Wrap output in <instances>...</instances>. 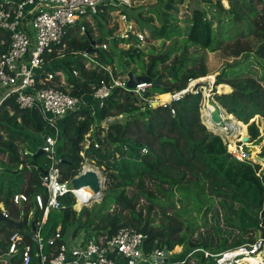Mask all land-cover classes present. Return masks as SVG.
<instances>
[{
  "label": "trees",
  "instance_id": "obj_1",
  "mask_svg": "<svg viewBox=\"0 0 264 264\" xmlns=\"http://www.w3.org/2000/svg\"><path fill=\"white\" fill-rule=\"evenodd\" d=\"M136 1L141 0H134L132 6ZM161 1H163L162 5L153 7V13L151 12L153 15L148 14L145 19L142 17L144 14L142 8L132 6H101V10L94 15V20L102 15V18L108 22L106 10L120 9V12L125 14L129 21L136 23L138 28L146 29L150 36L147 37L149 42L152 40L164 42L170 39L175 42L177 38H181V41L178 46L173 44L165 50L152 47L153 51L149 53L150 58L146 62V69L150 62L155 60L151 77L160 78L158 86H151L141 94L115 87L96 114H92L91 108H80L58 119L57 147L61 156L60 176L62 180L71 179L79 172L84 158L106 171L107 191H110L106 194L111 195L122 209L127 210L128 216H122L121 211L97 216L101 224L95 225L93 232L105 231L109 237L120 227L131 226L147 234L146 252H149L150 246L159 243L162 246L166 245L169 249L176 245H184L187 253L193 251L187 257H178L177 254H173L169 258L171 264H216L214 259L205 256L202 250H212L217 253L220 250L235 249L243 244L252 243L258 235L264 237V170H259L260 166L257 163L239 161L234 158L227 152L226 144L220 135L202 123L199 113L202 101L200 91L186 92L180 99L171 101L166 107L161 106L155 109L148 106L146 100L151 96L165 98L169 96L168 92L185 89L190 80L207 76L205 59L194 57L195 54L189 51V47L211 52L219 50V45L216 43L220 33L219 27H223V24L228 25L232 20L242 25V21L237 20L242 18V14L239 13L240 9L233 0H228L229 8L227 9L222 7L220 0H203L207 9L194 8L187 21L188 24L184 30H181L175 23L174 13L177 11L176 4L184 0ZM238 1L241 5L242 3L249 5L246 7L248 11L245 14L248 23H245L247 26L243 27L242 32L245 34L248 25L253 24L252 31L256 34L257 41L254 45L249 41H241L240 33L234 41H229L233 43H230L231 54L242 58L238 59L241 61L226 64V67L215 75L214 88L224 84L229 85L232 90L226 93H214V95L226 114L232 115L228 116L233 127L237 129L240 127L245 133V124H247L249 141H260L256 122L249 121L255 115L264 116V87L256 78L242 76L241 69L239 73L235 72L240 64H244L249 54L253 53L256 58L264 60V0H257L261 4L260 11H263L261 16L258 14L256 16L255 8L251 7L248 1ZM209 5L218 12H210L213 19L207 16ZM1 6H8V4L0 2ZM171 9H173L172 13H170ZM222 12L225 13L224 19L221 18ZM96 25L100 30L96 39L92 29H86L80 35L76 29H71L62 38L63 46L57 45L47 54L46 70L62 72L66 84L60 88L68 90L72 95L89 97L99 86L101 79L109 80L104 68L96 65L94 69H87L84 65L85 58L80 52L87 51L92 39L95 40V44L105 42L109 44L106 49L94 48L88 52L95 58L94 60L99 61L98 64H104L102 66L113 65L115 59L119 56L122 58V55L130 56L132 59L134 56L140 58L147 54L137 52L134 48L123 49L120 54H117L118 43L124 42L125 39L116 37L108 39L112 29L108 31L101 20L97 21ZM215 26L216 30H214ZM3 36L7 37V34L0 32V37ZM223 37L233 38L231 35L222 34L221 29L220 40H223ZM92 66H94L93 63L90 67ZM118 66L117 62L112 70L115 75L118 74ZM72 69L78 70V77H74ZM231 73L235 74L232 76ZM121 74L123 77L126 72L122 71ZM171 107L175 111L174 115H170ZM201 111L205 124L212 126L205 107ZM119 115H124L126 118L123 121L113 120ZM106 119L111 120L106 127L97 125ZM93 121H97V130L91 137L88 147L84 148L83 134ZM138 126L143 127L153 139L143 141L140 137L132 136V128ZM156 128H167L174 137H164ZM219 131L223 130L219 128ZM43 133L52 134L53 128L48 125L37 109L19 107L15 96H9L0 102V201L5 203L12 219L23 220L22 227L25 229L28 228L26 214L30 205L25 207L23 215L20 216V211L11 202L10 197L16 192H24L31 196L37 191H43L39 183V175L45 170L43 163L45 158L43 153L29 155L32 168L23 166L18 170L16 167L20 163H25L20 157L19 149L26 148L34 153L42 144ZM176 136L181 139L182 153L178 146L176 147V143L178 144ZM245 137L242 135L240 139ZM95 143L97 146L94 145ZM24 144L26 146H23ZM231 144H229L230 151L233 150ZM146 146L149 149L147 153H143L142 148ZM254 149L256 151L258 147ZM248 156L252 157L250 153ZM33 166H37L38 169ZM258 171L262 172L261 175ZM132 185L136 187V191L128 194L127 188ZM176 193L180 196V201L190 203L191 210L195 209L197 213L206 207L204 213L207 214L213 208L214 200H218L223 210V223L238 232L235 234L236 237L230 242L226 239L216 242L211 235L205 237L199 235L194 239L187 234H180L183 223L167 210V207L173 203ZM140 198H144L147 205L137 209ZM60 202L64 207L51 210L41 227L44 254L53 252L54 246L48 244L47 239L57 228L62 237L58 241L60 243L65 241L64 234L69 226L75 225L71 232V236L75 237L80 229L94 222V219L90 217L87 223L84 221L81 226V213L84 209L82 207L80 213L75 211L74 197L71 194L67 193L60 197ZM156 205L162 215L161 224L157 226L153 224V219L150 217ZM109 207L110 205L107 206ZM211 216L218 221L216 210ZM4 224L14 228L9 222ZM216 228L215 233H218L219 226ZM87 229L90 231L89 228ZM0 232H4V227L1 225ZM7 235L8 232L5 237ZM24 242L31 245L32 262L35 263L34 242L28 236H24ZM216 244L218 246L213 248ZM6 248L7 243L0 242V254L4 253ZM20 258V254H15L10 258V264H21ZM260 258L249 256L242 261L264 264V261L256 260Z\"/></svg>",
  "mask_w": 264,
  "mask_h": 264
},
{
  "label": "built area",
  "instance_id": "obj_2",
  "mask_svg": "<svg viewBox=\"0 0 264 264\" xmlns=\"http://www.w3.org/2000/svg\"><path fill=\"white\" fill-rule=\"evenodd\" d=\"M134 0H5L8 6L0 7V32L6 33L7 37H0V102L9 96H15V101L21 108H35L48 125L53 128L52 134H42V144L39 146L44 154L43 163L45 170L39 175V183L43 191L35 192L28 196L24 192L14 193L10 200L17 206L20 216L23 215L25 207L30 205L26 214V222L31 230V224L35 229L33 235L39 239L38 246L35 247L34 257L36 262H32L31 245L24 242L23 232L9 228L4 223V238L7 248L0 254V264H10V258L15 254H20L21 264H171L169 258L173 255L172 249L161 243L150 246L149 252H146L147 234L131 226L120 227L111 236L107 237L105 231L88 234L77 239L74 237L71 241L65 239L64 242H58L62 237L59 228L51 234L47 243L53 245V252L44 254L42 252L43 238L41 227L45 223L48 213L51 210L64 207L60 202V197L69 193L74 197L73 207L79 201V188H74L71 179L85 170L84 167L71 179L62 180L59 171L61 156L57 150V141L59 137L58 124L59 118L72 113L80 108H91L92 114L103 105L105 98L109 96L115 87H124L127 81V75H115L113 69L107 73L109 80H100L99 86L89 95H72L68 90L60 88L64 86L65 79L62 72H49L45 66L47 63V54L54 50L57 45H62V38L67 31L76 29L79 34L85 32L86 23H92L94 15L100 10L101 6H127L131 7ZM135 3V2H134ZM119 20L124 22L123 32L120 36L124 39H130L122 44L124 48H134L137 52L147 53V38L144 29L134 28V23L129 21L125 14L118 13ZM93 24V23H92ZM91 24V25H92ZM115 38L109 35L108 39ZM107 42L94 44V48L106 49ZM85 58V67L88 68L91 63L106 69L98 64L87 52H80ZM74 77H78V70L72 69ZM59 79L56 80L55 78ZM191 81V80H190ZM151 82L139 83L130 92L141 94L149 89ZM185 88L180 91L170 92V101L162 103L166 107L171 101L180 99L186 92L197 93L198 90ZM129 91V90H127ZM148 106L157 101L155 96L149 97ZM213 110V109H212ZM211 110V111H212ZM170 113L174 115L175 111L171 107ZM222 115V114H221ZM223 119V116H222ZM213 124L210 130L216 129L221 123ZM204 124V123H203ZM219 135V131H213ZM224 143L227 141L223 139ZM90 141L85 138L84 148H87ZM229 145V143H226ZM97 146V144H94ZM236 151L229 153L239 161H250L246 149L241 143L235 141ZM142 152L146 151L142 148ZM20 157L25 163H20L18 170L23 166L31 169L29 155L34 153L28 149H19ZM81 155L83 153L81 152ZM35 169L38 167L33 166ZM92 169L97 170V168ZM83 203L87 199L82 198ZM0 210L5 218H11L4 202H0ZM8 232L7 237H5ZM93 232V231H91ZM264 249V237H257L252 243L243 244L233 251L234 262L239 258L252 256L257 258ZM227 249L224 252L215 254L204 251V255L214 257L216 264H231L225 262L228 258L225 256L231 252ZM193 251H191L192 253ZM190 253V254H191ZM189 254V255H190ZM217 256V257H216ZM237 258V259H236Z\"/></svg>",
  "mask_w": 264,
  "mask_h": 264
},
{
  "label": "rangeland",
  "instance_id": "obj_3",
  "mask_svg": "<svg viewBox=\"0 0 264 264\" xmlns=\"http://www.w3.org/2000/svg\"><path fill=\"white\" fill-rule=\"evenodd\" d=\"M235 5L240 9V12L242 14V18L241 19H237L240 20L239 22L242 23V25H238L237 21L232 20L230 21V23L228 25L223 24V27H219V36H217V40L216 43H218V47L219 50L211 52V51H205V50H201V49H196L194 47H189V51L192 53L194 52V57H201L205 59V64L208 70V75L207 76H213L212 79H205L203 81H199V82H195L193 86H190V81L187 85L186 88H188L190 86V90H198L201 92L202 95V101L200 103V109H199V113H200V119L202 121V123H204V125L207 128H211V126H208L205 124L204 121V117H203V112L201 110H204V107L206 105V109H207V103L209 101H215L217 103V105L219 106L220 109V113L222 114V116L225 114V111L221 108V105L218 103V101L215 99V95L214 93H225V92H229L228 91V87L227 85L221 84V86H219L218 88L215 87L214 88V80H215V75L217 73H219L220 71H222V69H224L226 67V64L229 63H233V61H241L238 60L242 57H235L231 54V45L229 42L231 40H235L240 33L239 38L241 39V41H249L252 45L255 44V42L257 41L256 34L252 31V29L254 28L253 24L248 25V29L246 31L245 34H243L242 29L243 27H245V23H248L246 18H245V14L247 13V9L246 7L249 6L248 4H244L242 3V5L240 4V2L238 0H233ZM251 4V7L255 8L256 10V16L257 14L259 16H261V14L263 13V11H260V7L261 4H259L257 2V0H246ZM161 0H141V1H136V3L132 6L135 8H142V10L144 11V14L142 15V17L145 19L148 14L149 15H153L152 13V9L153 7H159L162 5ZM221 5L222 7H224L226 5V3L224 1H221ZM196 7H200V8H204L207 9L206 6L204 7L203 5V1L202 0H184L182 3L180 4H176V8L177 11L176 13H174L175 17H176V21L175 23L177 24V26L181 29L184 30L186 25L188 24V20L190 18V13L192 12V10ZM208 11L209 13L207 14L208 17L211 16V11H216L214 7H211L209 5L208 7ZM152 12V13H151ZM173 12V9L170 10V13ZM118 13H120V9H114L113 11H108L106 10V14L108 17V22L106 21V19L102 18V15L99 16L96 20H93L92 23H86V28L85 29H92L93 33H94V38L96 39L100 34V30H98L96 22L101 20L102 22L105 23L106 25V29H112V32H109V35H113L116 38H122L120 36V34L123 32V28H124V22L119 20L118 17ZM218 13V12H217ZM220 14V13H219ZM224 15L225 13L222 12L221 13V18L224 19ZM211 19H213V17H210ZM214 22V21H213ZM216 23V21H215ZM244 23V24H243ZM92 24V25H91ZM221 25H222V21H221ZM247 26V25H246ZM134 28H138V26L136 25V23H134ZM216 26L214 28V30H216ZM221 29H222V34L225 35H231L233 36L232 39H227L225 37H223V40L221 39ZM237 29V32H236ZM240 30V31H239ZM146 33V38L150 37L148 32L146 31V29L144 30ZM238 34H236V33ZM79 34V33H78ZM80 35V34H79ZM125 41H130L128 39H125ZM124 41V42H125ZM181 41V38H177L176 41L174 42L173 39L170 40H165L164 42H162L161 40H155V41H151L149 42L147 39V54H145V56L143 57H132V59L130 58V56H125L122 55L123 57L120 58L117 57L114 61V64L111 65V69H113L115 67V64L118 62L119 66L117 67V71L119 75H122V71L126 72L125 75L128 74V72H132L134 75H142L145 71H146V62H148L150 55L149 53L153 51V48H157L159 50H165L166 48H170L171 45L175 44V46L179 45ZM123 42H119L117 45V50L116 53L120 54V51L124 48V45L122 44ZM233 44V43H232ZM109 44H106V46L108 47ZM230 45V46H228ZM155 52V50H154ZM193 56V55H192ZM95 59V58H92ZM96 61V60H95ZM99 62V61H96ZM100 65H104L99 63ZM105 67V72L108 73L110 71V67L109 66H103ZM87 69H94V67H90V65L88 66ZM236 69V68H235ZM239 69H241V75H247V76H252L254 78H256L257 80H259V82L263 85L264 87V60L263 59H259L256 58L253 53L249 54L246 57V60H244V64H240L235 73H239ZM235 73H231L230 75H234ZM117 74V75H118ZM206 77V76H205ZM202 78V77H201ZM209 84V85H208ZM204 87V88H203ZM230 88V87H229ZM214 90V91H212ZM224 91V92H221ZM231 91V88H230ZM170 92H168L169 94ZM1 97V96H0ZM158 101V100H157ZM170 99L167 101L169 102ZM155 102V101H154ZM164 103V102H162ZM162 103H155V104H151L150 107L152 109L158 108L163 106ZM166 103V102H165ZM207 111V110H206ZM96 114V112H95ZM170 115H173L170 113ZM231 115V114H228ZM232 116V115H231ZM229 117V116H228ZM126 118V116L124 115H119L117 118H114L113 120H119V121H123ZM230 119V117H229ZM252 119H254V121L256 122L257 126H258V130H259V137H260V141L259 140H255V141H249V135L247 132V126H246V131L245 133L242 132V130L240 129V127L238 129L233 128V129H228L225 131H219L220 126H222V124H227L229 121L228 119H222L221 123L219 124V126H216V129H212V131H219V135L220 137L223 139H225L229 144H230V139L229 136L230 135H234L236 142L241 143V145L243 146L244 149H246L247 153H250L252 155V157H250V161L252 163H257L260 166L259 170H264V164L260 161L259 162V157L264 156V116L261 115H255ZM251 119V120H252ZM224 120L226 121L224 123ZM235 120V118H234ZM251 120L249 122H251ZM111 121V120H109ZM108 121V119L101 121L100 124H97V121H93V123L90 125L89 129L84 132V139L87 138L89 141H91V137L94 136L97 127V125H100V127H106L110 122ZM238 121V120H237ZM231 125L233 127V124L231 122ZM247 125V124H245ZM224 126V125H223ZM242 127V126H241ZM158 130V132L161 133L162 136L164 137H168V138H172L173 133L168 131L167 128L164 129H159L156 128ZM132 136L134 137H140L143 141H151L152 135H149L146 133L145 129L141 126L138 127H133L132 128ZM244 135L246 136L248 139L247 141H242L240 138L241 136ZM176 138L178 139V144L176 143V147L178 146L180 153L181 152V139L179 137L176 136ZM244 140V138H243ZM157 142V140H156ZM224 142V141H223ZM226 142V143H227ZM225 143V144H226ZM233 143V142H231ZM233 147V150L231 151H236V147L234 144H231ZM23 146H26L25 144ZM254 147H258V149L255 151ZM143 149L146 151H148L149 147L146 146L145 148L143 147ZM226 149L227 152L229 153V145L226 144ZM29 161V160H28ZM82 167L86 166H90V167H95L97 168V170L99 171L98 174L99 176H101V181H100V189L98 191L96 190H86L85 193H82V196H79V201L78 203L74 206L75 211L77 212H81L82 210L80 209L81 206H84L82 209H84V212L81 213V226H83L82 223H84V221H88V219L91 217V219H94V222L92 225H86L85 227H83L82 229H80L77 234L75 235V237L77 239H80L81 237L84 236V234L87 232V228H89L90 230H92L93 228H95V225L101 224L100 220L97 219V216H102L105 215V213H113L115 212H122V216H128V211L125 209H122L121 206H119L113 197H111V195H108L106 193L110 192L107 191V187H108V183H107V177H106V171H103L101 167L96 166L94 163L91 162V160L84 158L83 162H82ZM85 170H89L87 167H84ZM259 172V171H258ZM260 175L262 172H259ZM257 173V174H259ZM102 189V191H101ZM136 191V187L134 185L129 186L127 188V193H132ZM106 194V195H105ZM87 199V202L85 204L83 203L82 198ZM180 196L178 195V193H176L174 195V199H173V203L170 204V206L167 207V210L169 212V214H173L175 217H177V219L180 220V222H182V232L180 234H187L189 237L191 238H198L199 235L205 237L207 235H211L212 238L216 239V242H219V240H223L226 239L227 242H230L231 240H233L234 237H236V233H238L237 231L233 230L232 228H230L229 226H226L223 223V219H222V215H223V210L221 209V206L219 205L218 200H214L213 202V208L207 213L205 214V208L203 207L199 213L196 212L195 209L191 210L192 205L190 203H185L184 200H179ZM91 201V202H90ZM104 201V203H102ZM110 205L109 208H107V206ZM147 203L144 200V198H140L138 205L136 206V208H140L142 206H146ZM107 208V209H106ZM218 212V221L215 220L213 218V216H211L213 214L214 211ZM178 211H180L178 213ZM187 211V212H185ZM89 212V214H88ZM153 219V224L155 226L160 225L161 221H162V215H160V211H159V207L158 205H156L155 210L151 213L150 216ZM183 220L185 222H183ZM218 223V225L216 226V224ZM78 224V222H77ZM76 224V225H77ZM170 224H175L173 222H170ZM75 225H71L66 229L65 232V239L67 241H71V239H73L74 237L71 236V232L72 229ZM219 226V232L215 233V231L217 230L216 227ZM179 234V235H180ZM3 235H0V242H4L6 241V239L3 237ZM177 237V234L175 235ZM259 237L256 236V238ZM224 242H222L223 244ZM218 246V244H216L215 246H213V248H216ZM208 253L211 254H215L212 250H207ZM221 252L226 251V249L220 250ZM234 250H229L228 252H233ZM172 253L173 254H177L178 257H187L191 252L189 251L187 253L186 248L184 245H176L175 247L172 248ZM264 250L261 251L258 255L257 258L261 257L260 259H256L259 262L260 261H264ZM218 254V253H217ZM228 255H230L227 260H225V262L229 263L230 262H234L235 256L238 254L233 253H229L227 254L225 257L227 258ZM262 255V256H261ZM236 256V257H237ZM217 257V256H216ZM214 259V257H212ZM245 258H249V256L245 257ZM237 259V258H236ZM244 258H239L238 260H236L234 263L231 264H251V262L249 261H242ZM215 261V260H214ZM216 262V261H215Z\"/></svg>",
  "mask_w": 264,
  "mask_h": 264
},
{
  "label": "water",
  "instance_id": "obj_4",
  "mask_svg": "<svg viewBox=\"0 0 264 264\" xmlns=\"http://www.w3.org/2000/svg\"><path fill=\"white\" fill-rule=\"evenodd\" d=\"M5 0H0L1 3H4ZM95 44L94 40H91L90 45L87 49V52H90L93 50V45ZM155 60H152L146 69V71L142 75H134L132 72H128L127 74V81L124 84V87L131 91L135 88V86L139 83H144V82H151L153 86H158L160 84V78L157 76L154 79L151 77V70L154 67ZM232 90V89H231ZM156 102H153L152 104H155ZM211 106H213V110L211 111V120L215 123H220L222 121V116L220 113L219 106L215 101H209L208 102ZM221 108L224 110V108L221 106ZM225 111V110H224ZM226 113V112H225ZM251 121H254L252 119ZM247 126V125H246ZM247 137L244 138V141H247ZM42 149H38L36 154H41ZM262 162L264 164V156L259 157V162ZM99 177L97 176V173L94 170H84L80 174H78L76 177H73L71 179V184L74 188H80L82 186H88L90 185L93 190L98 191L100 189L99 185ZM95 181V183H93ZM93 184V185H92ZM102 191V189H101ZM5 220L6 222L11 223L17 230L23 232L26 236L32 239V241L35 244V247L38 246L39 239L34 237L33 235V230L35 229L34 224H31V230L27 231L24 230L22 227V221H14L12 219H7L4 216H2L0 212V221Z\"/></svg>",
  "mask_w": 264,
  "mask_h": 264
},
{
  "label": "bare ground",
  "instance_id": "obj_5",
  "mask_svg": "<svg viewBox=\"0 0 264 264\" xmlns=\"http://www.w3.org/2000/svg\"><path fill=\"white\" fill-rule=\"evenodd\" d=\"M212 77L213 76H206V77H202V78H197L196 80H193V81H191L190 82V86H193L194 85V83L195 82H199V81H203V80H205V79H212ZM207 79V80H208ZM196 84V83H195ZM209 85V84H208ZM189 86V87H190ZM204 88V87H203ZM228 89V91H230V88L228 87L227 88ZM193 91V90H192ZM158 101H155L156 103H162V102H165V101H168L169 99H170V95L169 96H167V97H165V98H156ZM205 109H206V106H205ZM213 109V106H211L209 103H207V113H208V115L210 116V112H211V110ZM222 116V115H221ZM223 119H228V123L227 124H222V126H220V128L223 130V131H225V130H228V129H233L234 127H232V125H231V120L229 119V117H228V115L225 113L224 115H223ZM226 121L224 120V123H225ZM224 125V126H223ZM238 126V125H237ZM237 129V128H236ZM241 129V128H240ZM229 139H230V141L231 142H233V144L235 145V141H236V139H235V137H234V135H230L229 136ZM242 141H244L243 139H241ZM231 144V143H230ZM236 147V146H235ZM237 149V148H236ZM235 149V150H236ZM84 167H87L89 170H94V169H92V167H90V166H84ZM96 173H97V176L99 177L98 179H99V185L101 184L100 183V181H101V176H99V174H98V172L96 171V170H94ZM93 183H95V181H93ZM93 185V184H92ZM89 189H92L93 190V188L90 186V185H88V186H82V187H80L78 190H77V192L79 193V195L80 196H82V193H85L86 192V190H89Z\"/></svg>",
  "mask_w": 264,
  "mask_h": 264
},
{
  "label": "crops",
  "instance_id": "obj_6",
  "mask_svg": "<svg viewBox=\"0 0 264 264\" xmlns=\"http://www.w3.org/2000/svg\"><path fill=\"white\" fill-rule=\"evenodd\" d=\"M203 1V0H202ZM221 1H224L225 3H226V5L223 7L224 9H227V8H229V1L228 0H220V4H221ZM203 5H204V7H205V2L203 1ZM93 40V39H92ZM95 41V40H94ZM205 51H207V50H205ZM229 86V85H228ZM230 87V86H229ZM221 92H224V91H221ZM226 93V92H225ZM159 95H161V94H159ZM87 230V233L88 234H91V233H95V232H91L92 230H88V229H86ZM64 239H65V235H64ZM261 254H264V253H261ZM262 256V255H261Z\"/></svg>",
  "mask_w": 264,
  "mask_h": 264
},
{
  "label": "clouds",
  "instance_id": "obj_7",
  "mask_svg": "<svg viewBox=\"0 0 264 264\" xmlns=\"http://www.w3.org/2000/svg\"><path fill=\"white\" fill-rule=\"evenodd\" d=\"M159 95V94H158ZM40 147H38V149H39ZM21 149V148H20ZM24 149H26V148H24ZM37 149V150H38ZM41 149V148H40ZM57 150H58V147H57ZM36 153H37V151H35V153L33 154V155H36ZM43 153V152H42ZM41 153V154H42ZM18 167V166H17ZM17 167H16V169H17ZM17 193V192H16ZM1 202V201H0ZM3 202V201H2ZM91 202V201H90ZM84 206H86V205H84ZM84 206H81L80 207V209L82 208V207H84ZM73 208H75V207H73ZM0 212H1V210H0ZM2 214V213H1ZM3 216V215H2ZM7 219H9V218H7ZM10 219H12V218H10ZM12 220H14V219H12ZM2 221H5V220H1L0 222H2ZM14 221H23L22 219H20V220H14ZM6 222V221H5ZM14 227V226H13ZM15 228V227H14ZM15 229H17V228H15ZM24 230H26L25 228H23ZM0 233H2V232H0ZM264 250V249H263Z\"/></svg>",
  "mask_w": 264,
  "mask_h": 264
}]
</instances>
